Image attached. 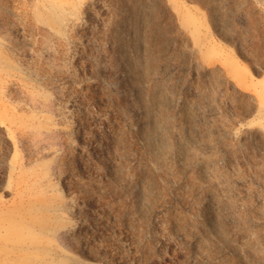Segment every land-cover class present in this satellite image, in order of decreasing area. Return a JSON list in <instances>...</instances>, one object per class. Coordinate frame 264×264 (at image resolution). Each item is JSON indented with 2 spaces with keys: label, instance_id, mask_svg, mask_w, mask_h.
<instances>
[{
  "label": "rangeland",
  "instance_id": "1",
  "mask_svg": "<svg viewBox=\"0 0 264 264\" xmlns=\"http://www.w3.org/2000/svg\"><path fill=\"white\" fill-rule=\"evenodd\" d=\"M0 211L27 264H264V0H0Z\"/></svg>",
  "mask_w": 264,
  "mask_h": 264
},
{
  "label": "bare ground",
  "instance_id": "2",
  "mask_svg": "<svg viewBox=\"0 0 264 264\" xmlns=\"http://www.w3.org/2000/svg\"><path fill=\"white\" fill-rule=\"evenodd\" d=\"M24 214L27 212L0 211V264H27L25 258L30 250L36 251L41 243L38 234L32 231L36 224L33 218H29L26 227L22 226V221H18L24 218ZM40 230L42 233L41 227ZM31 264L36 263L33 261Z\"/></svg>",
  "mask_w": 264,
  "mask_h": 264
}]
</instances>
